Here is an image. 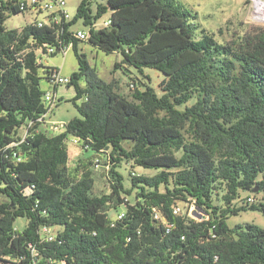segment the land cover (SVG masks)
<instances>
[{
  "label": "trees",
  "instance_id": "16d2710c",
  "mask_svg": "<svg viewBox=\"0 0 264 264\" xmlns=\"http://www.w3.org/2000/svg\"><path fill=\"white\" fill-rule=\"evenodd\" d=\"M22 1L0 0V264H264V229L228 224L247 210L264 213V29L222 43L175 0H82L63 32L37 18L8 30L25 13ZM107 14V27H93ZM79 20L85 41L122 55L116 70L162 73L161 93L131 78L129 98L100 79L78 52ZM70 46L79 70L67 86L79 117L50 135L38 122L47 113L41 81L52 84L57 68L39 63L38 50ZM71 137L94 153L73 167ZM96 160L108 168L101 196ZM124 164L157 173L132 171L127 186ZM242 193L252 197L238 207ZM180 204L204 218L176 214Z\"/></svg>",
  "mask_w": 264,
  "mask_h": 264
},
{
  "label": "rangeland",
  "instance_id": "374dc122",
  "mask_svg": "<svg viewBox=\"0 0 264 264\" xmlns=\"http://www.w3.org/2000/svg\"><path fill=\"white\" fill-rule=\"evenodd\" d=\"M82 0H66V9L72 18L75 17L78 7ZM176 2L184 5L192 13L198 14L199 23L216 35L217 39L222 42H228L235 36H243L247 33L252 32L254 29H264V15H256L254 12V0H175ZM264 1V0H263ZM94 10L96 6H93ZM110 14L104 16L103 22L109 18ZM35 15L30 13H23L18 15H12L5 23V27L8 30L21 29L26 25L31 24ZM42 18V16H40ZM74 31H83L89 33V28L86 27L82 20H79L74 26ZM221 30V31H220ZM78 52L84 54L92 68L97 72L100 79L105 82L117 81L120 86V93L131 97L133 86L131 78L134 79L135 85L139 86L140 82H144L147 85L154 88L158 94H160L159 86L164 80L165 76L154 70L144 69L143 74L138 70L123 65L122 68L116 70V64L122 62V55L119 53L106 54L97 47H94L88 41H81L78 43ZM43 62L45 66L54 67L60 70L63 77L70 78L75 72L79 70V63L76 57L74 48L70 46L64 52L58 53L56 56H44ZM42 77L44 76L41 71ZM146 77V78H145ZM42 88L45 92H53L55 88L52 84H49L46 79H42ZM82 87L86 86L85 81H80ZM140 90H144L145 87L140 86ZM59 100L58 105L54 108L53 112L48 116V120L63 125L62 131L65 130L66 124L72 119L79 117V113L75 107L73 100L77 93L75 87H68L67 85L59 86L57 89ZM82 100L77 101L80 104ZM50 135H55L57 132L51 131L50 129H43ZM21 135L25 134V129H21ZM67 146L71 157V167L78 161V159H87L94 155L93 152H88L82 149V147L75 143V139L71 137L67 141ZM106 157V155H105ZM92 171L95 178V189L94 193L98 196L109 193L108 183V168L106 162L97 168L96 165L92 166ZM135 171L138 175H155V170L145 169H132L130 165L124 164L120 168L121 174L124 176L125 184L130 185V173ZM251 195L248 193L241 194V200L237 202V206H241L243 201H246ZM252 197V196H251ZM256 204L261 201V195L253 196ZM5 198L0 196V203L4 202ZM254 201V200H253ZM252 203V202H250ZM217 205L224 207L222 202L216 201ZM179 207L182 209V213H188L190 217L195 219H203L204 214L195 215L197 208L193 205L180 204ZM124 208H120L119 212L123 211ZM117 212L112 208L110 209L109 216L111 219L117 218ZM255 224L264 229V213L259 211H244L237 216H231L228 220L230 227L236 225ZM27 225L26 219L20 218L16 221V226L19 230H23Z\"/></svg>",
  "mask_w": 264,
  "mask_h": 264
},
{
  "label": "built area",
  "instance_id": "2783aa9c",
  "mask_svg": "<svg viewBox=\"0 0 264 264\" xmlns=\"http://www.w3.org/2000/svg\"><path fill=\"white\" fill-rule=\"evenodd\" d=\"M67 2L66 0H23L21 4V10L25 13H30L35 15L37 18V24L39 27L48 26L50 28L59 29L62 32L64 31V25L70 23L73 18L69 14L66 9ZM42 16V18H40ZM34 22V21H33ZM110 24V20L107 19L103 22L96 23L93 27H107ZM73 30V29H71ZM74 31V30H73ZM76 33V37L80 40H87L89 38V33L83 31H74ZM67 48H63L61 51L58 52V49L55 47H49L44 49L38 50V62L44 64L43 57L44 56H51L54 53L64 52ZM71 82L70 78L63 77L59 69L53 71L52 74V85L55 86H63L68 85ZM45 104L47 108V113L43 115L42 118L39 119L41 129H50L51 131L57 132V134L63 132L61 129L63 125L51 122L48 120V116L53 112L54 108L58 105L60 98L56 92H47L45 97ZM31 124V123H30ZM25 129V128H24ZM27 129H25V134L23 135L26 137ZM75 143L77 141L75 140ZM99 160H96V167L99 168L100 165L98 164ZM248 201L252 202L253 199L250 198ZM193 207H195L193 205ZM176 214L182 213V209L177 207L175 209ZM195 215H202L198 210L194 213ZM124 214L119 216V219H122ZM42 235L48 241L54 240V235L51 232V229L44 228L42 230Z\"/></svg>",
  "mask_w": 264,
  "mask_h": 264
},
{
  "label": "bare ground",
  "instance_id": "6f19581e",
  "mask_svg": "<svg viewBox=\"0 0 264 264\" xmlns=\"http://www.w3.org/2000/svg\"><path fill=\"white\" fill-rule=\"evenodd\" d=\"M254 12L256 15H264V1L263 0H254Z\"/></svg>",
  "mask_w": 264,
  "mask_h": 264
},
{
  "label": "water",
  "instance_id": "95a60500",
  "mask_svg": "<svg viewBox=\"0 0 264 264\" xmlns=\"http://www.w3.org/2000/svg\"><path fill=\"white\" fill-rule=\"evenodd\" d=\"M258 190H256V192H257Z\"/></svg>",
  "mask_w": 264,
  "mask_h": 264
}]
</instances>
